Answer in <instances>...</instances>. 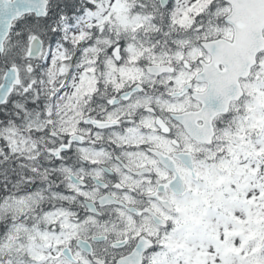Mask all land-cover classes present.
<instances>
[{
    "label": "snow or ice",
    "instance_id": "obj_1",
    "mask_svg": "<svg viewBox=\"0 0 264 264\" xmlns=\"http://www.w3.org/2000/svg\"><path fill=\"white\" fill-rule=\"evenodd\" d=\"M0 264H264V0H0Z\"/></svg>",
    "mask_w": 264,
    "mask_h": 264
}]
</instances>
